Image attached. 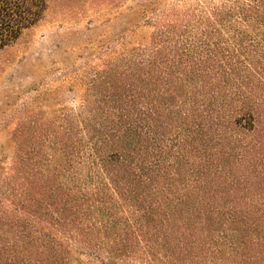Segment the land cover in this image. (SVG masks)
Masks as SVG:
<instances>
[{"label":"trees","instance_id":"obj_1","mask_svg":"<svg viewBox=\"0 0 264 264\" xmlns=\"http://www.w3.org/2000/svg\"><path fill=\"white\" fill-rule=\"evenodd\" d=\"M161 1L77 110L4 124L0 264H264V0ZM48 3L0 0V53Z\"/></svg>","mask_w":264,"mask_h":264},{"label":"rangeland","instance_id":"obj_2","mask_svg":"<svg viewBox=\"0 0 264 264\" xmlns=\"http://www.w3.org/2000/svg\"><path fill=\"white\" fill-rule=\"evenodd\" d=\"M148 0H49L43 18L0 53V160L11 165L4 124L30 110L32 117L77 110L86 99L92 66L119 57L154 33L158 16L137 13ZM208 1L162 0L158 8H194ZM150 21L145 23V21ZM1 169V172H3Z\"/></svg>","mask_w":264,"mask_h":264}]
</instances>
